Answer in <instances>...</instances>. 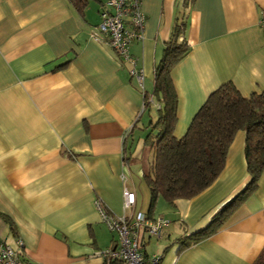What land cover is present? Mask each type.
Listing matches in <instances>:
<instances>
[{"label": "crops", "instance_id": "1", "mask_svg": "<svg viewBox=\"0 0 264 264\" xmlns=\"http://www.w3.org/2000/svg\"><path fill=\"white\" fill-rule=\"evenodd\" d=\"M84 1L79 11L70 0H0V238L21 240L24 264H102L97 252L115 236L93 202L122 213L121 173L135 194L132 210L148 213L144 141L134 154L157 118L154 69L177 23L185 22L189 51L170 71L176 137L221 84L243 96L264 92V0H141L143 38L128 51L142 86L97 29L105 0ZM244 142L237 131L221 173L196 196L156 199L151 216L171 221L156 250L148 249L153 239L145 246L158 257L166 247L158 264H251L264 249V171L217 231L182 250L176 242L247 183Z\"/></svg>", "mask_w": 264, "mask_h": 264}, {"label": "trees", "instance_id": "2", "mask_svg": "<svg viewBox=\"0 0 264 264\" xmlns=\"http://www.w3.org/2000/svg\"><path fill=\"white\" fill-rule=\"evenodd\" d=\"M70 2L79 11L85 5L84 0ZM184 28V21L174 26L154 69L152 96L159 102L157 118L150 123L143 139L149 156L151 152V158L142 167V176L150 192V206L146 215L153 218L151 211L157 198L173 204L176 199L192 198L210 186L224 168L229 145L239 130L245 132L244 158L249 179L212 215L205 227L179 237L176 240L178 250L217 231L256 190L260 174L264 171V92L243 96L233 83L225 82L209 93L194 113L185 133L180 137L174 135L177 94L170 71L189 51V44L183 37ZM151 101L144 93L145 108ZM130 133L131 130L127 135L130 136ZM127 148L124 144L126 162ZM147 244L146 241L143 245L146 259L149 257L145 249ZM165 249L154 264L160 262ZM102 264L123 263L110 260ZM251 264H264V249Z\"/></svg>", "mask_w": 264, "mask_h": 264}, {"label": "built area", "instance_id": "3", "mask_svg": "<svg viewBox=\"0 0 264 264\" xmlns=\"http://www.w3.org/2000/svg\"><path fill=\"white\" fill-rule=\"evenodd\" d=\"M144 22L141 0H105L100 6L97 23L98 31L114 53L131 65L129 72L136 77L140 86L142 70L136 67V59L129 54L128 45L133 40L143 38ZM260 24L264 26V18ZM126 178V174H120L123 182L121 214L112 212L98 197L94 199L100 221L115 236L114 245L99 250L97 256L105 262L117 260L123 264H154L158 256L150 255L146 259L143 245L148 239H162L171 221L162 216L149 218L144 212L133 211L135 194L125 185ZM0 264H24L20 239L9 244L0 238Z\"/></svg>", "mask_w": 264, "mask_h": 264}, {"label": "rangeland", "instance_id": "4", "mask_svg": "<svg viewBox=\"0 0 264 264\" xmlns=\"http://www.w3.org/2000/svg\"><path fill=\"white\" fill-rule=\"evenodd\" d=\"M138 140H136V137L133 139V140H130L129 144L130 146L134 145V143H137ZM147 148V147H146ZM142 149H143V139H142V143L141 144H138L137 146V149L135 151V154H139L140 152H142ZM145 149V147H144ZM150 158H151V152H150ZM132 163V162H131ZM134 168H136V166H134ZM127 180V178H126ZM159 241V240H158ZM149 250H152V249H155L156 250V245L154 243V240L151 241V244H149V247H148Z\"/></svg>", "mask_w": 264, "mask_h": 264}]
</instances>
